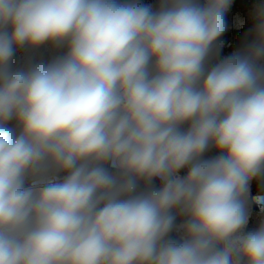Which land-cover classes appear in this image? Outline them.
<instances>
[{"label":"clouds","instance_id":"clouds-1","mask_svg":"<svg viewBox=\"0 0 264 264\" xmlns=\"http://www.w3.org/2000/svg\"><path fill=\"white\" fill-rule=\"evenodd\" d=\"M231 4L0 0V264H264V4L209 67Z\"/></svg>","mask_w":264,"mask_h":264},{"label":"trees","instance_id":"trees-1","mask_svg":"<svg viewBox=\"0 0 264 264\" xmlns=\"http://www.w3.org/2000/svg\"><path fill=\"white\" fill-rule=\"evenodd\" d=\"M203 0H201V3ZM143 5L152 6L155 9L160 0H139ZM264 4V0H232L230 9L225 13V30L218 38L209 57V67L234 52L243 49L252 40L251 29L254 27V12L258 5ZM64 49L55 48L49 45L42 46L36 50H20L13 58V66L17 68L25 67L29 63L47 62L55 56L63 54ZM184 127H187L185 125ZM218 153L211 149L204 154V158H212ZM186 169L181 170V176L186 174ZM154 186L159 187L160 181H153ZM141 189L144 187L141 182ZM264 195V174L253 179L249 185V194L247 201L250 203V213L248 222L244 229L245 232L256 230L261 223H264V203L256 200L258 196ZM183 220L178 218L176 223ZM178 233H170L172 238H178Z\"/></svg>","mask_w":264,"mask_h":264},{"label":"rangeland","instance_id":"rangeland-1","mask_svg":"<svg viewBox=\"0 0 264 264\" xmlns=\"http://www.w3.org/2000/svg\"><path fill=\"white\" fill-rule=\"evenodd\" d=\"M262 198H264V195H262V196H258V197H256L255 199L258 200V201H260ZM249 203H250V202L247 201V213H248V215H249V213H250V204H249Z\"/></svg>","mask_w":264,"mask_h":264}]
</instances>
